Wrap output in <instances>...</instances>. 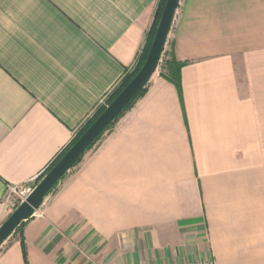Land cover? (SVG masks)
<instances>
[{"label":"crops","instance_id":"1","mask_svg":"<svg viewBox=\"0 0 264 264\" xmlns=\"http://www.w3.org/2000/svg\"><path fill=\"white\" fill-rule=\"evenodd\" d=\"M159 2L0 0V226L7 185L40 176L108 104ZM145 86L0 264H264V0H180Z\"/></svg>","mask_w":264,"mask_h":264},{"label":"water","instance_id":"2","mask_svg":"<svg viewBox=\"0 0 264 264\" xmlns=\"http://www.w3.org/2000/svg\"><path fill=\"white\" fill-rule=\"evenodd\" d=\"M180 0H167L147 59L120 94L106 107L105 111L85 131L77 142L65 153L58 163L38 182L33 192L22 202L0 226V246L25 220L32 217L43 204L45 196L73 167L105 128L118 116L136 93L146 85L158 68L167 38Z\"/></svg>","mask_w":264,"mask_h":264},{"label":"trees","instance_id":"3","mask_svg":"<svg viewBox=\"0 0 264 264\" xmlns=\"http://www.w3.org/2000/svg\"><path fill=\"white\" fill-rule=\"evenodd\" d=\"M166 1L167 0H160V2H159V5H158L157 11H156V15H155V21H154L153 27L151 29L147 44L144 48V51H143L139 61L130 71H128V73L125 75V77L120 82V84L116 87V89L114 90L112 95L108 98V104H110L120 94V92L131 82V80L136 76V74L143 67V65L147 59V56L149 54L151 45L153 43V40H154L156 31H157V28H158V25L160 22L162 12H163L165 4H166ZM170 66L171 67L173 66V69L166 70L167 67H170ZM165 67H166L165 70L167 71V74L165 73L167 75L166 77L168 79L173 80L174 82L178 83L179 76H178L177 72L180 69L181 64L177 63L174 60V58L171 57L169 60H167L165 62ZM163 73H164V71H163ZM145 91H146V86L142 87L136 93V95L133 97V99L125 106V108L118 114V116L105 128V130L96 138V140L88 147V149L86 151L92 149L95 146V144L103 137V135L115 125L116 121L118 119H120L134 105V103L145 93ZM105 109H106V106H101L100 108H98V110L86 121V123L83 125V127L77 132V134L75 135L74 139L70 142V144L41 173V175L39 176V180H41L58 163V161L77 142V140L85 133V131L96 121V119L105 111ZM86 151L79 157V159L76 161V163L73 165V167L78 165L82 161V158H83L84 154L86 153ZM57 184H58V182L53 186V188L56 187ZM23 223H24V221L20 224V226Z\"/></svg>","mask_w":264,"mask_h":264},{"label":"built area","instance_id":"4","mask_svg":"<svg viewBox=\"0 0 264 264\" xmlns=\"http://www.w3.org/2000/svg\"><path fill=\"white\" fill-rule=\"evenodd\" d=\"M39 181L38 176L21 184H8L5 194L7 210L12 213L33 192ZM180 264H216V262L214 258L208 257L198 258Z\"/></svg>","mask_w":264,"mask_h":264},{"label":"rangeland","instance_id":"5","mask_svg":"<svg viewBox=\"0 0 264 264\" xmlns=\"http://www.w3.org/2000/svg\"><path fill=\"white\" fill-rule=\"evenodd\" d=\"M108 105H109V104H107L106 107H107ZM108 131H109V130H108ZM95 145H97V143H96ZM94 147H95V146H94ZM94 147H93V148H94Z\"/></svg>","mask_w":264,"mask_h":264}]
</instances>
